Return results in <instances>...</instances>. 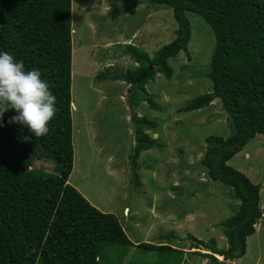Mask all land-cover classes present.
<instances>
[{
    "label": "rangeland",
    "instance_id": "1",
    "mask_svg": "<svg viewBox=\"0 0 264 264\" xmlns=\"http://www.w3.org/2000/svg\"><path fill=\"white\" fill-rule=\"evenodd\" d=\"M185 15L190 23L188 55L180 52L167 60L173 70L167 80L156 73L150 59L175 38L178 26L169 7L147 0H72L75 107L68 184L99 211L115 215L133 245L110 246L99 256L101 264H171L174 259L175 264H211L195 253L208 251L192 237L213 240L217 249L228 247L220 224L234 215L239 202L232 188L210 180L201 164L207 138L230 136L227 116L217 99L204 109L184 112L190 100L212 92L209 72L215 39L201 17ZM140 65L150 66L153 73L132 92L135 101L142 97L136 106L125 77ZM133 118L151 122L144 133L154 141L134 162ZM228 165L260 186L259 206L264 211V135H257ZM53 167L46 160L33 164L47 173ZM256 223V232L246 241L247 254L236 264H264V217ZM140 243L169 245L181 251V261L172 254L142 250Z\"/></svg>",
    "mask_w": 264,
    "mask_h": 264
},
{
    "label": "trees",
    "instance_id": "2",
    "mask_svg": "<svg viewBox=\"0 0 264 264\" xmlns=\"http://www.w3.org/2000/svg\"><path fill=\"white\" fill-rule=\"evenodd\" d=\"M147 2L169 7L178 26L175 38L150 59L156 73L167 80L173 74L167 60L180 52L188 55L190 23L186 12L201 17L214 34L209 72L212 92L190 100L184 112L220 101L230 136L207 138L201 164L210 180L232 188L239 205L234 215L220 224L227 249H217L213 240L205 243L192 238L208 251L195 253L211 264L237 261L247 254V238L264 217L259 206L260 186L228 165L257 135H264V0ZM71 13L72 0H0V52H9L28 70H39L59 109L49 133L39 139L23 125L9 123L17 115L15 110L5 113L0 122V264H97L96 257L110 246H133L115 215L99 211L68 184L73 168ZM152 73L150 66L140 65L125 77L131 85L133 105L142 97L135 101L132 92ZM133 122L134 162L141 151L152 149L154 141L144 133L150 121L133 118ZM24 136H31V141L25 142ZM37 160L52 163L53 172L33 168ZM137 246L162 256L175 255L181 261V251L169 245Z\"/></svg>",
    "mask_w": 264,
    "mask_h": 264
},
{
    "label": "clouds",
    "instance_id": "3",
    "mask_svg": "<svg viewBox=\"0 0 264 264\" xmlns=\"http://www.w3.org/2000/svg\"><path fill=\"white\" fill-rule=\"evenodd\" d=\"M10 110L17 115L9 123L23 125L36 139L49 133V124L59 112L56 97L41 72L26 69L23 61L4 51L0 52V122ZM31 136H24L23 140L30 142ZM96 262L101 264L99 256ZM232 264L236 262L233 260Z\"/></svg>",
    "mask_w": 264,
    "mask_h": 264
},
{
    "label": "bare ground",
    "instance_id": "4",
    "mask_svg": "<svg viewBox=\"0 0 264 264\" xmlns=\"http://www.w3.org/2000/svg\"><path fill=\"white\" fill-rule=\"evenodd\" d=\"M73 33H74V31H73ZM72 106H73V108L75 107V106H74V104H72ZM217 257H219V258L221 259V257H220V256H217Z\"/></svg>",
    "mask_w": 264,
    "mask_h": 264
},
{
    "label": "water",
    "instance_id": "5",
    "mask_svg": "<svg viewBox=\"0 0 264 264\" xmlns=\"http://www.w3.org/2000/svg\"><path fill=\"white\" fill-rule=\"evenodd\" d=\"M71 108H73L72 104H71Z\"/></svg>",
    "mask_w": 264,
    "mask_h": 264
},
{
    "label": "crops",
    "instance_id": "6",
    "mask_svg": "<svg viewBox=\"0 0 264 264\" xmlns=\"http://www.w3.org/2000/svg\"><path fill=\"white\" fill-rule=\"evenodd\" d=\"M247 240H249V237L247 238Z\"/></svg>",
    "mask_w": 264,
    "mask_h": 264
}]
</instances>
